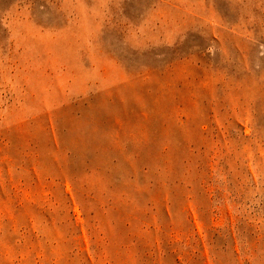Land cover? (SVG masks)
I'll list each match as a JSON object with an SVG mask.
<instances>
[{
  "label": "rangeland",
  "instance_id": "rangeland-1",
  "mask_svg": "<svg viewBox=\"0 0 264 264\" xmlns=\"http://www.w3.org/2000/svg\"><path fill=\"white\" fill-rule=\"evenodd\" d=\"M0 264H264V0H0Z\"/></svg>",
  "mask_w": 264,
  "mask_h": 264
}]
</instances>
